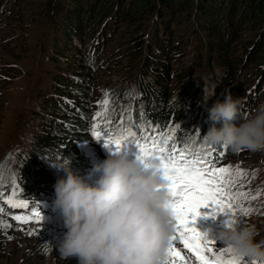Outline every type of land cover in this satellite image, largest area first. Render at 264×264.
I'll list each match as a JSON object with an SVG mask.
<instances>
[{"label": "trees", "instance_id": "1", "mask_svg": "<svg viewBox=\"0 0 264 264\" xmlns=\"http://www.w3.org/2000/svg\"><path fill=\"white\" fill-rule=\"evenodd\" d=\"M66 2L68 7L64 13L69 19L60 22L59 36L52 43L49 59L57 68L50 74L45 90L37 96L36 109L32 115L35 130L30 138V150L5 175L0 174V208L4 214L16 222L27 221L31 220L35 209L42 216L47 215L58 230L61 223H57V211L52 207L54 184L66 174L59 166L69 161L68 166L73 171L86 177L92 167L91 158L82 147L93 139L91 129L94 123L100 126L102 132L119 134L131 130L141 140L154 136L163 143L164 138L170 136L169 148L175 143L178 149L188 146L202 153L211 151L212 158L218 164L222 162L220 153L226 151L227 146L212 145L203 139V134L211 124L207 120V109L214 102L223 101L229 93L241 98V119L245 118L250 107H255L256 102L248 105L251 98L245 92L246 85L232 76V71L238 69L237 63L243 62V59L249 60V64L256 69V77L262 78L264 83V0ZM159 12L162 14L151 35L152 42L146 50L144 65L132 80L136 82L135 96L126 92L128 99L133 102L132 106H126L129 108L127 115L119 113L117 118V112L104 115V110L96 121L92 116L93 92L97 71L101 68L99 56L102 41L106 35L112 34L114 24L121 21L127 23L128 18L137 14L147 20V35ZM174 12L183 16L186 23L192 24V29L196 26V30L206 36L209 60L220 69L219 79H216L211 89L215 88L214 95L208 98V104L204 106L203 92L196 86L175 91L172 80L174 78L177 84L184 81L182 69H170L161 63L157 65L159 54L156 45L152 44L156 40L158 23L165 24L170 18V24L175 26L177 17H172ZM89 28L94 35L91 44L83 42L84 32ZM241 33L248 34L250 39L243 43L245 57L237 59L235 55H230L229 46L233 37ZM211 35L215 40H211ZM167 50L168 47L163 46L160 52ZM187 86L185 84L181 88ZM122 147L138 149L134 143ZM0 172L4 173L5 169L1 168ZM9 198H16L22 204H6L5 200ZM17 216L21 219H15ZM213 222L210 223L211 227ZM60 230L62 232V228ZM74 258H65L63 264H78Z\"/></svg>", "mask_w": 264, "mask_h": 264}, {"label": "rangeland", "instance_id": "2", "mask_svg": "<svg viewBox=\"0 0 264 264\" xmlns=\"http://www.w3.org/2000/svg\"><path fill=\"white\" fill-rule=\"evenodd\" d=\"M66 1L0 0V169H5L0 174L5 175L7 170L20 163L21 156L30 150V138L35 130L32 115L36 109L37 96L45 90L50 74L57 68L49 59L52 43L59 36L60 22L69 19L64 13L68 7ZM161 14L159 12L155 16L154 25L147 35V20L137 14L128 18L127 23L121 21L114 24L112 34L106 35L102 41L99 56L101 68L97 71V83L93 92L92 116L96 121L105 110V99L108 104L104 115L107 112H117V118L119 113L127 115L129 108L126 106H132L133 102L128 99L126 92L135 96L136 82L133 83L132 80L144 65L146 50L152 42L151 35ZM172 17H177L176 21L174 19L175 26L170 24V18L165 24L158 23L156 40L152 44L156 45V52L159 54L157 65L161 63L170 69L183 70V82L177 84L174 78L172 80L175 91L196 86L202 92L203 89L211 92L213 83L219 79L220 69L215 62L209 60L206 36L198 32L196 26L192 29V24L186 23L183 16L174 12ZM93 38L92 30L87 29L83 42L91 44ZM247 39L250 37L243 33L233 37L229 46L230 55H235L237 59L244 58L243 43ZM211 40H215L212 35ZM163 46L168 47L166 52H160ZM237 65L238 69L232 71V76L246 85L245 92L251 98L248 105L256 102L255 107H250L247 111V118L259 104L264 103V83L262 78L256 77V69L249 64L248 59H243ZM185 84L188 86L181 88ZM259 95L263 98L258 99ZM202 104H208V99ZM98 112L99 117L96 115ZM82 148L91 158V166L105 159L110 152H116V146H106L103 138L97 140L93 137ZM121 149L128 150L132 157L139 154V150L135 148ZM223 153V156L220 155L222 162L217 166L232 168L233 183L230 190L246 194L239 199L238 204L249 210L247 215H242L237 209L234 217L255 225L257 239L264 238V151H233L227 147ZM91 169L92 167L89 172ZM237 169L240 174L236 173ZM12 200L16 205L22 204L16 198ZM7 201L5 203L9 204ZM199 211L201 214L196 217L194 226L206 239L215 241V231L222 226V221L229 214L217 212L213 215L211 207H201ZM56 218L57 222L63 220L61 214ZM27 221L29 222H16L3 211L0 212V264H63L65 258H61L57 245L63 239L65 226L61 227V232V228L58 230L49 218H43L40 224L34 220ZM212 221L213 227L210 226ZM175 245L189 264H198L179 240ZM212 247L217 253L222 248L217 242ZM244 261L246 264H261L260 261L247 258Z\"/></svg>", "mask_w": 264, "mask_h": 264}, {"label": "clouds", "instance_id": "3", "mask_svg": "<svg viewBox=\"0 0 264 264\" xmlns=\"http://www.w3.org/2000/svg\"><path fill=\"white\" fill-rule=\"evenodd\" d=\"M214 90L203 89L204 99ZM241 103L231 93L214 102L203 139L233 151H264V103L245 119ZM68 164L59 166L66 174L56 180L52 201L66 228L57 245L61 258L75 257L78 264H166L174 219L161 161L121 149L94 163L87 178ZM214 235L222 248L264 264V238L257 239L255 225L228 217Z\"/></svg>", "mask_w": 264, "mask_h": 264}, {"label": "snow or ice", "instance_id": "4", "mask_svg": "<svg viewBox=\"0 0 264 264\" xmlns=\"http://www.w3.org/2000/svg\"><path fill=\"white\" fill-rule=\"evenodd\" d=\"M107 104L108 100L105 99V110ZM96 115L99 117L100 113ZM91 135L97 140L103 138L106 146L115 145L116 152L124 144L134 143L139 149L138 159L156 157L161 161L171 197L167 206L174 219L166 264H189L188 259L176 247L177 240L195 257L198 264H246L244 259L230 249L221 248L218 253L214 251L212 245L215 241L206 239L194 226L196 217L201 214V207H211L213 215L217 212L227 213L229 218L234 217L237 209L242 215L248 214L249 210L238 204L239 199L246 194L230 190L233 183V170L230 166L218 167L211 151L202 153L199 150L193 151L188 146L178 149L175 143L169 148L170 136L165 137L163 143L154 136L143 137L141 140L131 130L121 131L119 134L102 132L95 123L92 125ZM220 155L223 156L224 153L221 152ZM236 173L240 174V170L237 169ZM7 202L15 206L11 198ZM2 211L0 208V212ZM15 219L20 220L21 217L17 216ZM30 219L40 224L43 216L34 209Z\"/></svg>", "mask_w": 264, "mask_h": 264}]
</instances>
